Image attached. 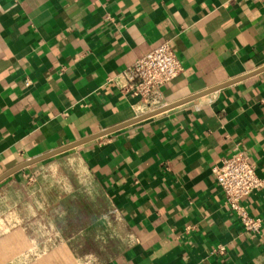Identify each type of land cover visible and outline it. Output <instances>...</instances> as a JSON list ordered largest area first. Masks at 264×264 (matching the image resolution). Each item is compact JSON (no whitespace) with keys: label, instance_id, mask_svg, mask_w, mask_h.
<instances>
[{"label":"crops","instance_id":"crops-1","mask_svg":"<svg viewBox=\"0 0 264 264\" xmlns=\"http://www.w3.org/2000/svg\"><path fill=\"white\" fill-rule=\"evenodd\" d=\"M165 42L162 106L264 66V0H0V176L151 111L114 78ZM235 149L264 178V70L67 150L122 235L98 264H264V188L247 232L212 171ZM29 167L0 181V264H88L60 199L14 193Z\"/></svg>","mask_w":264,"mask_h":264},{"label":"rangeland","instance_id":"rangeland-1","mask_svg":"<svg viewBox=\"0 0 264 264\" xmlns=\"http://www.w3.org/2000/svg\"><path fill=\"white\" fill-rule=\"evenodd\" d=\"M14 178L15 194L36 195L41 201L55 196L62 201L55 208L72 213L63 222L70 229L67 223L74 220V233L70 237L80 245L77 251L82 261L98 264L112 255L122 236L117 219L101 189L74 153L65 151L30 165Z\"/></svg>","mask_w":264,"mask_h":264},{"label":"built area","instance_id":"built-area-1","mask_svg":"<svg viewBox=\"0 0 264 264\" xmlns=\"http://www.w3.org/2000/svg\"><path fill=\"white\" fill-rule=\"evenodd\" d=\"M182 70L176 51L165 42L122 70L114 81L123 93L154 110L162 106V87L174 80ZM29 84L30 81H26V85ZM212 171L226 206L238 216L247 232H259L261 220L252 217L243 203L253 192L264 188V178L259 176L256 164L243 151L235 149ZM217 251L225 253L223 246H219Z\"/></svg>","mask_w":264,"mask_h":264},{"label":"water","instance_id":"water-1","mask_svg":"<svg viewBox=\"0 0 264 264\" xmlns=\"http://www.w3.org/2000/svg\"><path fill=\"white\" fill-rule=\"evenodd\" d=\"M263 70H264V66L261 67V68H259V69H257V70H255L254 72H252V73H250V74H247L246 76H242V77H240V78H237V79H234V80H231V81L225 82V83L220 84V85H218V86H214V87H212V88H209V89L204 90V91H202V92H198V93H196V94H193V95H191V96H188V97H186V98H184V99H181V100H178V101H176V102H173V103H170V104L163 105V106H161V107H159V108H156V109L151 110V111H149V112H146V113H144V114H142V115H139V116H137V117H135V118H133V119H131V120H128V121L123 122V123H121V124H118V125H116V126H113V127L107 128V129L102 130V131H100V132H97V133H95V134H93V135H91V136L85 137V138H83V139H81V140H79V141H76V142H74V143H71V144H68V145L62 146V147H60V148H58V149H56V150H53V151H51V152H48V153L42 154V155L37 156V157H35V158H31V159H29V160H27V161H25V162H23V163L17 165L16 167L12 168V169L9 170L8 172H6L3 176H0V181L3 180L4 178L8 177L9 175H11V174H13V173H15V172H17V171H19V170L25 168V167H28V166L33 165V164H35V163H37V162H40V161H42V160H45V159H48V158L53 157V156H55V155H58V154H60V153H62V152H65V151L70 150V149H72V148H75V147H77V146H80V145H82V144H84V143H87V142H89V141H91V140H95V139H97V138H100V137L106 136V135H108V134H110V133H112V132H114V131H116V130H119V129H121V128H124V127H126V126L131 125V124H134V123H136V122L142 121V120H144V119H146V118H149V117H151V116H153V115L159 114V113H161V112H164V111H167V110H169V109H172V108H174V107H176V106L182 105V104H184V103L190 102V101H192V100H195V99H197V98H200V97H202V96H205V95H207V94H210V93H212V92H214V91H217V90L220 89V88H223V87H225V86H228V85H230V84H232V83H234V82H237L238 80L244 79V78H246V77H248V76H251V75H253V74L259 73V72H261V71H263Z\"/></svg>","mask_w":264,"mask_h":264}]
</instances>
